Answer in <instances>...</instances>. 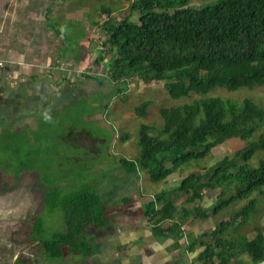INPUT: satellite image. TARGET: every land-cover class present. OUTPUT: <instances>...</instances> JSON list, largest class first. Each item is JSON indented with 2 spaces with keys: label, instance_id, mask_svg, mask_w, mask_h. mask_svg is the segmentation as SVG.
I'll list each match as a JSON object with an SVG mask.
<instances>
[{
  "label": "trees",
  "instance_id": "trees-1",
  "mask_svg": "<svg viewBox=\"0 0 264 264\" xmlns=\"http://www.w3.org/2000/svg\"><path fill=\"white\" fill-rule=\"evenodd\" d=\"M191 2L132 0L129 12L120 18L113 15L111 7H103L106 17L101 27L106 39L101 53L105 55H99L96 62L109 56L110 75L115 80L137 77L146 83L165 81L174 98L193 92L206 94L216 87L234 91L263 85L264 0H210L200 6ZM134 11L139 15L137 20L132 19ZM94 24L100 25L98 21ZM149 105L150 101H144L136 107V114L146 115ZM160 113L164 120L160 130L146 123L140 126V156L120 159L121 167L133 172L145 170L154 182L165 181L176 172L182 174L185 166H199L214 147L228 139L247 142L204 171L192 170L181 180L175 199L167 190L150 199L144 215L153 234L184 236L183 226L191 217L207 219L244 201L211 231L189 233L187 249H200L194 264L263 261V229L257 227L252 238L239 229L259 212L257 195H264V157L257 166L251 163L257 152L264 153V104L249 97L237 101L210 96L162 108ZM7 136L4 134L0 142V152L10 158L19 148L5 139ZM9 161V168L17 167L15 176L30 168L29 159ZM42 179L45 213L31 216L27 236L50 260L65 254L91 257L96 251L91 235L111 222L107 202L90 184L66 192L64 183L52 182L51 173ZM215 188L221 189L215 203L202 205L207 192ZM181 197L185 198L178 204ZM57 209L63 210L64 229L49 237L47 219Z\"/></svg>",
  "mask_w": 264,
  "mask_h": 264
},
{
  "label": "rangeland",
  "instance_id": "rangeland-1",
  "mask_svg": "<svg viewBox=\"0 0 264 264\" xmlns=\"http://www.w3.org/2000/svg\"><path fill=\"white\" fill-rule=\"evenodd\" d=\"M131 1L57 0V5L51 6L53 27L61 32V35H57L51 28V47L58 50L63 44L58 53L68 56L66 60H59L63 62L60 64L63 68L53 71L65 73L74 84L69 91L52 95L50 103V98L43 100L47 102L44 111L29 106L25 108L27 115L22 120L14 121L19 113H23L18 109L8 115V123L0 122V142L5 134L8 135L5 139L19 148L10 158L8 154L0 152V159L3 160L0 164V264L96 263L94 258L79 254H65L63 258L50 260L27 236L31 216L45 213L42 203L45 189L42 177L45 174L51 173L54 184L64 183L66 192L76 190L83 184L92 185L107 202L111 222L104 228L91 231L95 235L108 234L116 232L122 218L129 220L125 227H132L144 219L146 203L161 191H169V196L175 199L180 194L177 187L181 180L192 170L204 171L205 167L234 153L247 142L240 138L228 139L214 147L210 155L199 161V166H185L182 174L176 172L165 181L150 180L145 170L133 172L121 167L122 157L136 160L140 156L138 140L142 124L156 126L157 131L162 128V108L210 96L237 101L249 97L264 104V84L234 91L216 87L206 94L193 92L190 96L174 98L165 81L146 83L137 77L129 81L111 77L109 56L101 63L96 62L99 55H105L101 53L106 39L101 27L106 17L102 8L111 7L113 15L120 18L129 12ZM208 1L192 0L191 5L200 6ZM138 17V12L134 11L132 19L137 20ZM95 21L100 25H95ZM144 101H150L147 114H136V107ZM262 157L264 153L257 152L251 160L252 165L257 166ZM12 158L18 159V162L29 159V170L15 176L17 167L11 169L7 166ZM220 192V188L208 191L202 205L211 206ZM257 196L259 212L239 229L251 238L255 236L257 227L264 231V195ZM184 198H179L178 204ZM139 203L142 205L139 206ZM243 203L231 204L207 219L191 217L184 225V236H180V241L185 242L191 232L200 235L204 231H211L221 220L230 218L231 211ZM46 229L49 237L64 229L62 209L51 212ZM94 234L91 240L96 244ZM179 258L175 264H180L183 257ZM184 258H187L186 255Z\"/></svg>",
  "mask_w": 264,
  "mask_h": 264
},
{
  "label": "crops",
  "instance_id": "crops-1",
  "mask_svg": "<svg viewBox=\"0 0 264 264\" xmlns=\"http://www.w3.org/2000/svg\"><path fill=\"white\" fill-rule=\"evenodd\" d=\"M56 2L57 0H0L2 123L7 122L8 115L18 109L23 113L15 117L16 122L27 115L24 110L29 106L40 112L44 111L47 102L45 104L43 100L48 101L50 98V103L52 95L69 91L74 84L65 73L53 71L62 69L60 64L63 62L59 60H66L68 57L58 53L63 44L58 50L57 47H51V28L57 34L51 19V6ZM127 223L129 220L122 218L118 231L94 234L96 251L90 258H94L95 264H175L180 259L179 256L183 257L180 264H194L200 249L189 251L187 237L183 242L180 241L182 236L178 235L155 236L148 217L132 227H125ZM243 257L248 258L247 255Z\"/></svg>",
  "mask_w": 264,
  "mask_h": 264
},
{
  "label": "built area",
  "instance_id": "built-area-1",
  "mask_svg": "<svg viewBox=\"0 0 264 264\" xmlns=\"http://www.w3.org/2000/svg\"><path fill=\"white\" fill-rule=\"evenodd\" d=\"M255 264H264V260L263 261H260V262H257Z\"/></svg>",
  "mask_w": 264,
  "mask_h": 264
}]
</instances>
